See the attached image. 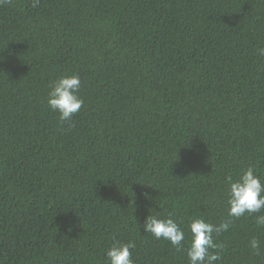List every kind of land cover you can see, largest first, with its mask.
Segmentation results:
<instances>
[{"label": "trees", "instance_id": "obj_1", "mask_svg": "<svg viewBox=\"0 0 264 264\" xmlns=\"http://www.w3.org/2000/svg\"><path fill=\"white\" fill-rule=\"evenodd\" d=\"M31 5H0V264H107L114 241L134 264H188L148 215L185 241L193 218L229 221L214 264H264V209L227 206L229 178L264 183V0ZM70 75L84 103L61 121L47 93Z\"/></svg>", "mask_w": 264, "mask_h": 264}, {"label": "clouds", "instance_id": "obj_2", "mask_svg": "<svg viewBox=\"0 0 264 264\" xmlns=\"http://www.w3.org/2000/svg\"><path fill=\"white\" fill-rule=\"evenodd\" d=\"M10 2L11 0H0V5ZM39 3L40 0H32L31 6L38 7ZM258 51L260 55H264V48ZM80 87L81 80L78 75L61 76L50 83L46 104L50 111L58 113L61 121L71 120L81 110L84 101L77 95ZM227 206L230 218H239L245 213H259L264 209V183L253 167H248L235 181L229 178ZM257 222L264 225V215L257 217ZM142 228L144 233L150 234L156 240L169 242L176 250L185 249L187 244L185 251L188 264H214L220 259V255L217 251H212L219 248L213 236L227 231L229 221L214 225L202 218H193L187 225L190 236L187 241L185 231L171 216L161 219L156 215H148ZM134 247L133 242L114 241L105 253L107 264H134L130 251ZM249 247L259 254L261 245L256 238L250 240Z\"/></svg>", "mask_w": 264, "mask_h": 264}]
</instances>
